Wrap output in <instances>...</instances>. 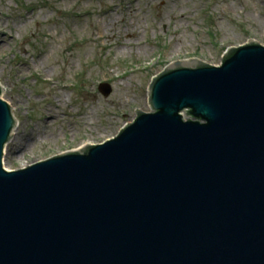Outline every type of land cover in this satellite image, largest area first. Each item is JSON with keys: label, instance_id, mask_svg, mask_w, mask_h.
<instances>
[{"label": "water", "instance_id": "water-1", "mask_svg": "<svg viewBox=\"0 0 264 264\" xmlns=\"http://www.w3.org/2000/svg\"><path fill=\"white\" fill-rule=\"evenodd\" d=\"M2 95L0 264H264V46L172 63L151 82L152 112L17 171Z\"/></svg>", "mask_w": 264, "mask_h": 264}, {"label": "rangeland", "instance_id": "rangeland-1", "mask_svg": "<svg viewBox=\"0 0 264 264\" xmlns=\"http://www.w3.org/2000/svg\"><path fill=\"white\" fill-rule=\"evenodd\" d=\"M249 41L264 46V0H0V84L17 121L4 168L114 138L152 111L169 65L219 66Z\"/></svg>", "mask_w": 264, "mask_h": 264}]
</instances>
